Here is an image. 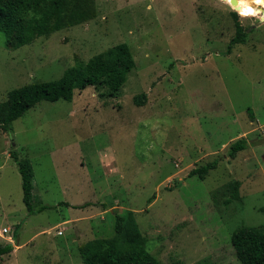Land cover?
Returning a JSON list of instances; mask_svg holds the SVG:
<instances>
[{
  "label": "rangeland",
  "instance_id": "rangeland-1",
  "mask_svg": "<svg viewBox=\"0 0 264 264\" xmlns=\"http://www.w3.org/2000/svg\"><path fill=\"white\" fill-rule=\"evenodd\" d=\"M227 1L96 0L97 19L18 50L0 31V102L116 45L136 64L118 95L90 86L0 129V245L20 246L0 264H84L79 248L114 237L127 211L161 264H242L232 234L264 226V21ZM233 12L248 37L227 53ZM241 138L250 145L231 159ZM12 150L31 161L33 205L46 210L26 207ZM215 161L205 180L189 177ZM235 181L240 199L226 204Z\"/></svg>",
  "mask_w": 264,
  "mask_h": 264
},
{
  "label": "trees",
  "instance_id": "trees-1",
  "mask_svg": "<svg viewBox=\"0 0 264 264\" xmlns=\"http://www.w3.org/2000/svg\"><path fill=\"white\" fill-rule=\"evenodd\" d=\"M99 16L96 0H0V31L6 37V46L18 50L32 44L38 38H48L55 32L91 22ZM235 36L229 43L227 53L233 47L246 44L248 33L240 22V15L233 12ZM135 59L127 44L116 45L93 56L88 62L78 59L56 81L34 82L10 91L0 102V129L8 132L10 125L43 100L55 102L72 100L75 91L105 84L110 96L121 93L128 74L135 68ZM146 94L135 97V104L142 106ZM247 139L241 138L231 144L229 157L235 159L249 147ZM10 157L17 165L22 178L24 203L34 214L46 210L33 205L34 169L29 159H23L16 150ZM218 162L197 167L189 177L205 180ZM241 182L235 181L225 188L229 194L226 204L240 199ZM77 208V207H75ZM115 214V213H114ZM147 240L142 234L133 211L115 215V236L89 241L79 248L84 264H161L146 248ZM232 246L242 264H264V226H242L232 234ZM10 242L0 245V257L14 252Z\"/></svg>",
  "mask_w": 264,
  "mask_h": 264
},
{
  "label": "water",
  "instance_id": "water-1",
  "mask_svg": "<svg viewBox=\"0 0 264 264\" xmlns=\"http://www.w3.org/2000/svg\"><path fill=\"white\" fill-rule=\"evenodd\" d=\"M222 1L226 2L227 0H222ZM227 2L232 8H234V7H236L237 9L239 8V1L238 0H229ZM235 11H237V10H235ZM259 15H260V20L264 21V9H263V11L259 12Z\"/></svg>",
  "mask_w": 264,
  "mask_h": 264
},
{
  "label": "bare ground",
  "instance_id": "bare-ground-1",
  "mask_svg": "<svg viewBox=\"0 0 264 264\" xmlns=\"http://www.w3.org/2000/svg\"><path fill=\"white\" fill-rule=\"evenodd\" d=\"M244 5L250 6L252 9L258 10V11H263V9H264V7H262L260 5L259 6L251 5L250 0H241V1H239V7H242Z\"/></svg>",
  "mask_w": 264,
  "mask_h": 264
},
{
  "label": "built area",
  "instance_id": "built-area-1",
  "mask_svg": "<svg viewBox=\"0 0 264 264\" xmlns=\"http://www.w3.org/2000/svg\"><path fill=\"white\" fill-rule=\"evenodd\" d=\"M9 228H5V229H3V234H7V233H9ZM64 229H61V230H59L58 232H57V234L59 235V236H62L63 234H64Z\"/></svg>",
  "mask_w": 264,
  "mask_h": 264
},
{
  "label": "crops",
  "instance_id": "crops-1",
  "mask_svg": "<svg viewBox=\"0 0 264 264\" xmlns=\"http://www.w3.org/2000/svg\"><path fill=\"white\" fill-rule=\"evenodd\" d=\"M110 210H112V209H110ZM106 212H107V210H105ZM69 222H71V220H67V221H64L63 223H69ZM61 229H64L63 227H61V228H59V230H61ZM58 230V231H59ZM65 230V229H64ZM65 233H66V230L64 231V234L62 235V236H64L65 235ZM59 236V235H58ZM12 240L10 239V242H11ZM12 243V242H11ZM14 244V243H13ZM14 251L17 249V248H20V246H15L14 245Z\"/></svg>",
  "mask_w": 264,
  "mask_h": 264
},
{
  "label": "flooded vegetation",
  "instance_id": "flooded-vegetation-1",
  "mask_svg": "<svg viewBox=\"0 0 264 264\" xmlns=\"http://www.w3.org/2000/svg\"><path fill=\"white\" fill-rule=\"evenodd\" d=\"M230 6V5H229Z\"/></svg>",
  "mask_w": 264,
  "mask_h": 264
}]
</instances>
